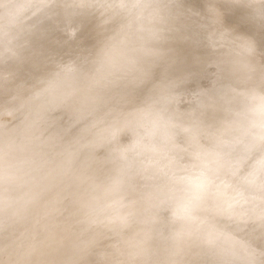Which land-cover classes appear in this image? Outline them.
<instances>
[{
  "label": "clouds",
  "instance_id": "1",
  "mask_svg": "<svg viewBox=\"0 0 264 264\" xmlns=\"http://www.w3.org/2000/svg\"><path fill=\"white\" fill-rule=\"evenodd\" d=\"M0 264H264V0H0Z\"/></svg>",
  "mask_w": 264,
  "mask_h": 264
}]
</instances>
